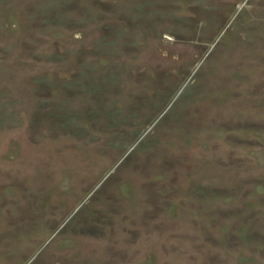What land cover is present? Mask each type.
I'll return each instance as SVG.
<instances>
[{
	"label": "rangeland",
	"instance_id": "1",
	"mask_svg": "<svg viewBox=\"0 0 264 264\" xmlns=\"http://www.w3.org/2000/svg\"><path fill=\"white\" fill-rule=\"evenodd\" d=\"M0 264H264V0H0Z\"/></svg>",
	"mask_w": 264,
	"mask_h": 264
}]
</instances>
